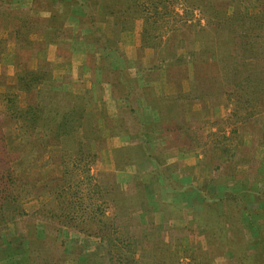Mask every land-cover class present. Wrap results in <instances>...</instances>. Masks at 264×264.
<instances>
[{
	"label": "rangeland",
	"instance_id": "374dc122",
	"mask_svg": "<svg viewBox=\"0 0 264 264\" xmlns=\"http://www.w3.org/2000/svg\"><path fill=\"white\" fill-rule=\"evenodd\" d=\"M139 1H142V6L145 3L157 4L162 10L160 1ZM215 1H221L218 4L229 3L224 10L230 14L235 9L233 3L236 0H211ZM29 2L0 0V13L4 12L0 16V39L5 46L4 52H0V94L17 95L22 108L36 101L40 104L48 97L47 91L57 88L79 97L77 101H70L85 111L83 122L84 127L88 128L87 142L92 144L93 154L88 158L95 160V164L90 165L93 184L108 188L112 197L114 185H121L128 193L116 211L120 224L117 220L112 223L110 212L96 210L97 214L93 215L101 220L102 225H107V229L104 226L102 229L116 241L110 247L111 254L121 258L125 249L122 247L130 242L132 253L136 255V261L133 260L132 264H264V257L258 253L264 247V189H260L264 187V95L254 91L247 93H251L247 96V91L239 90L232 82L221 83L217 77H211L212 81L206 78L193 80L195 67L192 58L196 53L202 54V47L209 43L214 34L208 24L209 9L204 6L199 9L194 7L193 2L184 0L170 2L167 14L162 17L153 16L151 10L143 9L138 18L133 14L134 20L131 19L128 26L131 32L123 36L127 30H120L112 11L119 9L118 13L123 12L124 5L119 8L122 3L117 0L108 1L107 4L106 13L113 18L115 27L114 37L122 45L131 47L126 53L132 62L133 75L139 79L141 75L142 79V73L136 69L146 67L150 71L148 74H163V90L190 91L195 96L199 95L202 108L209 106L217 110V114L216 107L223 106L217 118L212 120L207 113L199 122L193 121L196 133L193 141L196 163L192 174L194 177L188 184L182 182H186V177L175 178L172 175L171 181L177 186L175 189L174 185L166 186L157 170L152 169L154 164L147 161L149 150L136 147L133 138L131 146L118 149H113L112 144L107 143L115 133L114 123L109 118L112 115L95 112L93 94L97 93L96 85L82 94L72 90L81 91L86 85L92 86L97 73L90 70L84 83L81 77L79 82L73 83L72 75L64 66L55 67L48 58L47 43L37 40L45 25L39 22L35 12L48 3L45 0ZM259 11L256 7L249 9L250 14ZM144 14L150 18L146 19L150 24L144 19ZM93 21L97 23L98 19ZM147 26H152L153 32L149 34L148 41L146 34L145 41L149 44L143 45L142 32L148 29ZM17 30L27 35L25 42L16 40L14 33ZM236 40L230 39L233 45L229 52L237 60L232 62L243 66L242 75L247 72L250 79H254L255 74L264 69V49L262 53V50L259 51V57H253L256 50L246 51ZM0 49L3 48L0 46ZM170 52L175 56L162 61V57ZM211 71L218 72L219 69L214 66ZM29 72L41 74V82L36 87L43 92L31 87L29 91L23 88L25 83L20 80L24 81ZM255 85V81L250 82L252 89H255ZM161 88L156 85L157 90ZM99 117L107 120L108 130L102 128L104 124L103 121L100 124ZM19 130V125L13 121L3 126L7 150L14 158L11 164L15 177L21 190L27 193L22 200L24 214L0 229V264H28L25 248L17 250L8 247V242L19 237L36 238L39 252L33 257L38 256L40 261L47 260L49 264H115L108 260V252L99 236L59 224L63 219L58 211H62L63 207L75 206L71 201L59 205L51 193L64 181H67V187L73 188L70 177L65 176L60 148L51 147L33 168H26L23 166L24 157L31 151L32 144H23ZM81 136L79 133L77 138ZM118 142L122 143L120 140ZM130 155L134 166L120 172L129 166L127 161ZM137 157L146 162H135ZM159 164L166 167L169 174L176 171V166H167L166 161ZM69 168H72V164ZM116 172H120L119 176ZM75 180L80 189H87L84 188L87 178L75 177ZM256 186L262 193L252 189ZM105 198L109 199V195ZM99 200V206H104L105 199L99 197ZM54 212L56 216L50 217L49 214ZM260 219L263 220L261 229L255 226ZM256 230L259 234L255 237L252 233Z\"/></svg>",
	"mask_w": 264,
	"mask_h": 264
},
{
	"label": "trees",
	"instance_id": "16d2710c",
	"mask_svg": "<svg viewBox=\"0 0 264 264\" xmlns=\"http://www.w3.org/2000/svg\"><path fill=\"white\" fill-rule=\"evenodd\" d=\"M117 1L122 3L121 6L119 5V8L124 5L122 7L123 12L120 11V13H118L119 9H115L112 11V14L116 18L117 26L122 31H131L130 28L128 29V26L131 23V19L134 20L133 14L138 18L144 9L145 11L151 10L153 16L158 15V17H162L167 14L169 3L175 2V0H157L162 2V5H160L162 6V10H159V5H153L152 3L147 4L145 0L143 1L145 3L143 6L140 4L142 1L139 0ZM184 1L193 2L194 7L199 9L203 6L209 9L208 24L211 27V31L214 32L209 43L202 47V52H200L202 54L199 55V53H196L192 58L195 67V77L193 80L198 81L201 78H206L212 81L211 77H217L221 79V83H234L239 90L243 89V91H247L246 94L258 91L264 95V69L255 74L254 79H250V75L247 72L245 73L246 75H242L243 66L241 65V67L238 62L234 64L232 60L235 61L236 57L230 55L229 52L230 47L233 45L230 43V39L235 38V40L237 39L239 41L236 40L241 45L242 49L246 51L249 49L256 50V52L252 54L253 57L260 56L259 51L264 49V0H236V2L233 3L235 9L231 14L228 13L227 10H224L225 5L229 3L218 4L221 1L211 2V0H199L198 5H196L195 2L197 0ZM147 2H150V0ZM254 7L260 9L259 13L250 14L249 9ZM140 8L142 9L139 11L138 9ZM202 11L207 12L205 9H202ZM137 12L139 14H137ZM3 13L2 11L0 16ZM143 16L145 20L150 19L147 17V14ZM15 17L16 16H13V18ZM88 21L91 23L93 19H88ZM148 24H150V22H148ZM147 27L148 29L142 32L144 37H141V44L143 45L144 43L145 45L149 44L146 41H148L149 34L153 32L151 31L153 30L151 28L152 26ZM14 34L16 35V40H23V42H25L27 38L26 34H22L19 30L15 31ZM146 34L148 35L145 41ZM0 41V46L3 48L0 49V52H4L5 46L2 39H0ZM21 50L23 51V48H21ZM262 52L263 50L261 53ZM170 56L174 57L175 54L170 52L168 56L162 57V61L170 60L168 59ZM262 60L264 62V57ZM230 62L232 63L229 64ZM214 66L219 69L218 72L211 71ZM212 72L217 73L214 74ZM26 76L24 81L22 79L20 80L23 84L25 83L23 88H26L27 91H29L30 87L31 89L34 88L39 90L36 85L41 82V74L29 72ZM252 81L256 82L255 89L250 87V82ZM39 91L43 92L42 90ZM46 94H48V97L43 99L40 104L36 101L27 108L20 107L17 95L0 94V229L5 228L10 223H14L24 214L22 210V200L27 193L21 190L18 179L15 177V169L11 164L14 158H12L7 150L3 134V126L13 121L19 125L20 137L23 144H32L31 151L24 157L23 166L26 168H33L38 160L46 154L51 147H59L63 154L62 164L64 165L65 176L70 177V180L73 182V188L67 187L68 183L64 181L54 187L51 193L56 198L59 205L71 201L75 206L63 207L62 211H58L60 217L63 219L59 224L99 236L104 248H106L108 252V260L112 263L132 264L133 260L136 261L135 252L132 253L131 249L132 244L129 242L128 246L124 245L122 247L125 249L121 258L112 255L110 247L113 245V242L116 243V241L102 229L103 226L106 228L107 225L104 223V225H102L101 220L93 216L97 214L96 210H101L100 212L102 213L110 212L113 217L112 223H114L115 220L119 223L120 217H118L119 213L117 215L116 211L120 209L119 205L122 204L127 197V191H124L121 185H114L115 190L114 196L112 197L111 191L108 188L98 183L93 184L94 177L90 175V165H94L95 160L91 161L90 158H88L93 154L92 144H88L87 142L88 128L84 127L85 124L83 122L85 111L83 107H78L76 103L71 104L72 101H70L71 99L74 101L79 97L58 88L47 91ZM242 94L243 93H241V95ZM249 95H251V93L247 94V96ZM79 133L82 135L80 139L77 138ZM65 160H69V162ZM159 163L160 162L156 163L158 175L163 178L166 186L173 187L174 185L176 189L177 186L171 181L172 176L167 171V168L162 167ZM70 164H72V168H69ZM75 177L87 178L86 185L84 183V188L87 189H80ZM84 191L86 194L82 195ZM94 195L96 197H92ZM107 195H109V199L105 198ZM99 197L105 199L103 201L104 206L102 207L99 206ZM81 201H83L82 204L80 203ZM49 216L54 218L56 213H50ZM56 219L58 218L56 217ZM98 232L100 233L98 234ZM35 241L36 238L34 237H19L17 240L14 239L8 242V247L16 248L17 250L25 248L28 252V264H49L47 260L40 261L38 256L33 257V255H37L39 252ZM43 245L44 244H42V247Z\"/></svg>",
	"mask_w": 264,
	"mask_h": 264
},
{
	"label": "crops",
	"instance_id": "0c3cea01",
	"mask_svg": "<svg viewBox=\"0 0 264 264\" xmlns=\"http://www.w3.org/2000/svg\"><path fill=\"white\" fill-rule=\"evenodd\" d=\"M45 1L48 5L45 4V7L35 12L39 22L45 25L37 40L47 43L49 60L57 68L64 66L72 75L73 83L79 82V77L83 78L81 81L84 83L90 70L97 73L96 83L92 86L86 85L81 91L72 90L82 94L88 89H94L96 85L97 93L93 94L95 112L99 115H112L109 118L114 123L115 133L107 143L112 144L113 149H118L131 146L133 138L136 147L149 150L147 161L154 164L153 170L158 169L156 161H166L167 166H176L171 176L186 177V182H182L190 184L196 165L193 157L196 134L193 121L199 122L207 113L213 120L219 116L220 107L223 106L216 107L217 114V110L209 106L202 108L199 95L195 96L185 89L163 90V74H148L150 71L146 67L136 69L142 73V79L141 75L140 79L133 75L132 62L126 53L131 47L122 45L114 37L113 18L106 13L108 1L113 0ZM88 19H98V22L93 21L91 24ZM130 32L128 30L123 36ZM135 32L138 33L136 28ZM155 83L160 86V91L156 89ZM99 118L100 124L102 121L104 124L102 128L108 130L107 120ZM117 140L122 143H117ZM186 143L189 148H186ZM138 157L135 162H146L145 159L138 160ZM127 162L129 166L120 172L134 166L131 155ZM120 172H116L117 176ZM252 189L262 193L260 189L264 187L258 189L256 186ZM255 226L261 229L263 220L260 219ZM258 232L256 230L252 235L256 237ZM258 253L264 257V247Z\"/></svg>",
	"mask_w": 264,
	"mask_h": 264
}]
</instances>
